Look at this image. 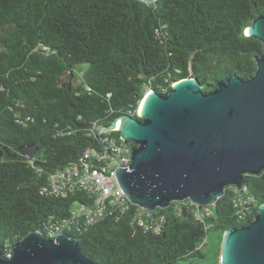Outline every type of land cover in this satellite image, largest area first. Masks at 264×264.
<instances>
[{"label":"trees","instance_id":"obj_1","mask_svg":"<svg viewBox=\"0 0 264 264\" xmlns=\"http://www.w3.org/2000/svg\"><path fill=\"white\" fill-rule=\"evenodd\" d=\"M261 15L264 0H0L2 257L30 231L59 227L98 264H191L207 256L211 230L251 222L264 169L244 174V189L226 186L214 209L187 198L155 210L100 203L75 173L112 168L107 146H133L96 128L140 119L147 91L251 78L264 49L245 29Z\"/></svg>","mask_w":264,"mask_h":264},{"label":"water","instance_id":"obj_2","mask_svg":"<svg viewBox=\"0 0 264 264\" xmlns=\"http://www.w3.org/2000/svg\"><path fill=\"white\" fill-rule=\"evenodd\" d=\"M245 32L264 49V15ZM256 61L251 78L232 75L210 92L193 77L174 82L167 95L149 90L140 119L123 115L96 128L119 130L134 144L129 167L117 168L133 204L155 210L187 198L206 206L228 185L244 189V174L264 169V52ZM254 214L247 225L224 231L220 264H264V203ZM78 245L65 232L50 238L33 230L10 247V259L0 245V264H98Z\"/></svg>","mask_w":264,"mask_h":264},{"label":"built area","instance_id":"obj_3","mask_svg":"<svg viewBox=\"0 0 264 264\" xmlns=\"http://www.w3.org/2000/svg\"><path fill=\"white\" fill-rule=\"evenodd\" d=\"M122 139L124 140L123 137ZM107 147L112 151L110 154L113 163L112 168H107L103 166L98 169H85V174L80 175L78 173H75V175L79 178L78 181L81 183V185L84 186V188H88V190H91L97 195H99L98 198L100 203H104V201L106 200L114 202V199L117 197L129 200L122 186L118 182L119 179L117 174V168L129 167L130 163L132 162L131 154L134 144L131 148L125 144L110 145ZM205 210L208 211L207 208ZM58 230L59 227H56L55 229L52 228L46 234L50 238H55L61 233H57ZM11 256V252L6 253L5 255V257L7 258H11Z\"/></svg>","mask_w":264,"mask_h":264},{"label":"rangeland","instance_id":"obj_4","mask_svg":"<svg viewBox=\"0 0 264 264\" xmlns=\"http://www.w3.org/2000/svg\"><path fill=\"white\" fill-rule=\"evenodd\" d=\"M78 205L75 204L73 207L76 208ZM211 209H214L215 206L212 204H209ZM224 235L220 231L211 230L208 233L207 241L203 247V251L207 253V256L204 259L201 258H195L191 259L189 263L191 264H213L215 261H217V250L218 247H221L222 245V238ZM218 262L220 264V254L218 258Z\"/></svg>","mask_w":264,"mask_h":264},{"label":"bare ground","instance_id":"obj_5","mask_svg":"<svg viewBox=\"0 0 264 264\" xmlns=\"http://www.w3.org/2000/svg\"><path fill=\"white\" fill-rule=\"evenodd\" d=\"M144 102H145V99L141 102V104H139L140 106H139V111L141 112L142 111V108H143V104H144ZM115 128H121V127H115Z\"/></svg>","mask_w":264,"mask_h":264},{"label":"clouds","instance_id":"obj_6","mask_svg":"<svg viewBox=\"0 0 264 264\" xmlns=\"http://www.w3.org/2000/svg\"><path fill=\"white\" fill-rule=\"evenodd\" d=\"M139 109V108H138ZM137 112H138V110H137ZM214 204V203H213ZM206 206H208V205H206ZM11 250V249H10ZM12 252V251H11ZM6 255V254H5ZM12 255H13V253H12ZM8 259H10V258H8Z\"/></svg>","mask_w":264,"mask_h":264}]
</instances>
